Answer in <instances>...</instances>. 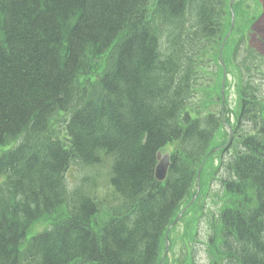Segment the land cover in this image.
<instances>
[{"label":"trees","instance_id":"1","mask_svg":"<svg viewBox=\"0 0 264 264\" xmlns=\"http://www.w3.org/2000/svg\"><path fill=\"white\" fill-rule=\"evenodd\" d=\"M227 4L0 0V147L20 139L0 157V264H160L166 231L208 168L222 171L229 200L212 224V264H264L260 86L239 79L233 122L228 109L187 111L202 55L224 37ZM231 42L221 59L208 57L215 76L235 60ZM58 121L68 148L52 136ZM167 146L158 182L156 156ZM105 157L119 205L95 231L100 202L78 188L69 201L65 175L72 162ZM67 202V215L21 250L31 225Z\"/></svg>","mask_w":264,"mask_h":264},{"label":"rangeland","instance_id":"2","mask_svg":"<svg viewBox=\"0 0 264 264\" xmlns=\"http://www.w3.org/2000/svg\"><path fill=\"white\" fill-rule=\"evenodd\" d=\"M227 3L224 37L220 45L216 42L212 50H205L203 53L201 69H197L198 77L195 82L200 86L199 89L196 87L193 91L187 111L196 113L197 110L201 114L213 111L217 116L222 117L220 112L225 114L228 109L224 118L233 122L234 115L238 112L236 110H238L237 85L239 79H248L254 85H259L264 101V0H233L232 4L231 0H227ZM232 14L234 23L231 29ZM241 29L243 32L239 31ZM228 39L229 41L232 39L231 52L233 51L232 56L235 60H232V66L227 67V71L224 64L220 63L222 74L215 76L214 63L209 61L208 57L214 53L221 59L224 43ZM60 117L64 118V116ZM64 124L61 121L54 123L51 133L65 148H68ZM218 138L217 142L221 143L223 139L219 136ZM19 140V138L10 140L0 147V157L15 147ZM172 150L173 146L165 147L160 151L161 156L169 155ZM233 154L234 149H229L222 158L228 159ZM110 163L111 160L106 157L101 164L95 166H84L79 162H72L65 175L69 201L72 200L71 194L74 189L78 188L83 194L92 196L100 202L99 213L94 221L95 231L102 228L105 221L113 214V209L119 205L118 199L112 194L108 184ZM216 164L217 160L215 162L213 160V165L216 166ZM221 177L222 171L213 175V169L206 170V184L202 191L198 194V186L194 202L189 201L181 207L182 216L167 233L160 255V264H212V251L207 245L214 237L213 227L216 217L229 202L220 185ZM68 211L69 203L67 202L53 216L34 222L26 233V240L22 243L21 250L26 248L27 242L33 236L49 230L51 225L65 217Z\"/></svg>","mask_w":264,"mask_h":264},{"label":"water","instance_id":"3","mask_svg":"<svg viewBox=\"0 0 264 264\" xmlns=\"http://www.w3.org/2000/svg\"><path fill=\"white\" fill-rule=\"evenodd\" d=\"M232 1L233 0H231V4H232ZM233 23H234V16L232 14V16H231V29L233 27ZM156 159H157V165L155 167L154 176H155V179L157 181L162 182V181H164V179L166 177V172H167V169L169 166V157H168V155L161 156L160 153H157ZM193 201H194V198L191 200L190 203H192ZM178 218H179V216L176 218L174 223L177 222Z\"/></svg>","mask_w":264,"mask_h":264}]
</instances>
